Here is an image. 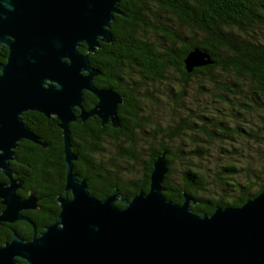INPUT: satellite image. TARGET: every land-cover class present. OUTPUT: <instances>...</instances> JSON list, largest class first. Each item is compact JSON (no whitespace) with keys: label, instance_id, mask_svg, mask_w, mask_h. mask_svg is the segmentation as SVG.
I'll use <instances>...</instances> for the list:
<instances>
[{"label":"trees","instance_id":"16d2710c","mask_svg":"<svg viewBox=\"0 0 264 264\" xmlns=\"http://www.w3.org/2000/svg\"><path fill=\"white\" fill-rule=\"evenodd\" d=\"M120 7L124 13L115 16L114 40L90 52L91 63L102 71V50L107 61L116 60L102 65L104 69L143 68L150 89L159 84L164 98H177L179 106L165 124L143 112L149 104L141 96L139 80L133 78L134 86L122 74L110 84L106 77H95L97 84L122 93L123 107L133 106L119 113V127L103 125L97 115L81 117L83 109L98 102L92 92H85V105L70 122L78 178H88L89 190L98 198L118 189L131 200L151 185L154 161L166 153L167 198L182 203L188 193L191 209L199 215H210L218 207H243L264 192V0H120ZM196 46L211 61L189 70L187 55ZM79 49L88 51L86 44ZM215 70L220 71L218 84L197 81L200 73L212 76ZM218 85L221 91L213 88ZM158 99L151 101L156 104ZM22 117L49 145L27 138L20 142L11 160L14 173L27 184L37 175L39 184L64 195L68 163L59 119L36 110ZM218 143L227 145L222 157L214 155ZM213 182L219 189L212 188ZM116 205L126 202L118 197ZM4 235L12 236L0 232V244Z\"/></svg>","mask_w":264,"mask_h":264},{"label":"water","instance_id":"95a60500","mask_svg":"<svg viewBox=\"0 0 264 264\" xmlns=\"http://www.w3.org/2000/svg\"><path fill=\"white\" fill-rule=\"evenodd\" d=\"M45 9L32 21L15 23L10 15ZM123 14L120 0H0V49L7 45L6 63L0 61V170L11 178L0 181V196L6 208L1 220L27 219L24 205L35 200L19 195L18 179L12 178L11 160L23 138L48 146L23 119L28 110L56 116L63 129L67 169L66 190L72 197H59L62 210L57 220L31 240L15 233L0 244V264H264V192L239 208L218 207L212 214L192 211L193 197L180 203L163 194L168 172L166 153L154 161L149 191L142 190L119 207L120 195L98 198L79 179L74 160L70 122L75 108H83L85 90L100 97L92 109L81 112L86 119L112 115L119 126L118 104L124 98L110 88H99L100 69L89 53L101 41L114 39L110 27L114 14ZM53 34L52 41H48ZM12 37V38H10ZM86 44L88 52L79 47ZM43 52V53H39ZM209 53L201 47L189 51V70L208 64Z\"/></svg>","mask_w":264,"mask_h":264},{"label":"flooded vegetation","instance_id":"af4514ba","mask_svg":"<svg viewBox=\"0 0 264 264\" xmlns=\"http://www.w3.org/2000/svg\"><path fill=\"white\" fill-rule=\"evenodd\" d=\"M41 13H45V9L42 8V10L38 11L36 14L33 11H19L16 13H12L10 15V18L15 23H17V25L19 26L18 22H20L22 20L32 21L33 19L38 18ZM115 16H116V14H114V19H113L112 25L110 27L111 31H112V27L115 23ZM52 36H53V34H50V36L48 37V41H52ZM10 38H12V37H10ZM109 44H110V42L101 41V47L100 48H102L104 45H109ZM3 48L6 49V52H4V55L1 54V49H3ZM1 49H0V61L2 63H6L8 60L10 50H9L7 45H3L1 47ZM39 53H43V52H39ZM112 61L115 64V62H116L115 59L107 61V58L104 56V52L102 50L99 51V63H100V68L102 69V71L97 76L100 75V77H106L107 82H109V84L112 83L119 74H122L123 76H125L126 79L130 80V84L131 85L133 84L134 86H135V81L133 80V78H136L139 81L141 80V78H146L148 81H150V77L142 70L143 68L132 69V66H129L128 69H130V71H127V72H123V71L117 69V67H111V69H104L103 68L102 65H106L108 62H110V64H112ZM112 68L116 69L115 73H113ZM1 73L2 72L0 70V74ZM95 84L99 88H109V87H106L109 84H97L96 82H95ZM86 91H88V90H85V92ZM127 92H128V90H127ZM118 94L123 96L122 93H118ZM95 96H96V99L98 101L97 103H99L100 97L97 95H95ZM123 103L124 102L119 103L118 108H117V115L119 118V123H120L119 113L124 112V111L128 112V110H131V108L133 106V103L131 102L130 106L123 107L122 106ZM84 105H85V101H84ZM75 110L78 114V111L81 110V108L76 107ZM96 117H98L99 120L103 124V121H102L103 118L100 115H97ZM51 118L57 119L56 116H52ZM113 122L114 121L112 119V115H109L108 120L104 123L105 124L108 123L109 125L112 124L113 126H115ZM105 124H103V125H105ZM119 126H115V127H119ZM24 139H26V138H23V140ZM144 139H146V137H144ZM23 140H21L20 142H23ZM20 142H19V146L17 149H20ZM1 173H3V175L0 176V181L5 182V183H10L11 178L9 176H7L2 170H0V175H1ZM12 178L19 180V182H17V183H20V186H18L16 188V192L19 195L28 199L30 197V195H29L30 193L35 194V197H36L35 200L28 201V202L24 203V205H35V206L24 207L21 210V213L24 216L29 217L32 220H34L35 226H33L27 219H17L14 221L1 220L0 221V232L7 233L9 235L12 234L11 237H7L6 235H4L5 242L7 240L11 241L16 232L19 233L20 235L23 234L21 236L25 237L28 240H31L32 237L35 235V232L39 236L47 228V226H49L55 222V220L57 219V217L59 216V214L62 210V201L59 200V197H66V196L72 197V190L67 191L66 187H65L64 195H61V194L56 195L53 193V187L52 186L45 187V186H42L41 184H39V178L37 175H35L32 178L30 184H27V182H25L22 178H19L17 176V174H15V173L13 174ZM86 180H87L88 189H89L90 188L89 179L87 178ZM66 181H67V177H66ZM66 184H67V182H66ZM150 187L151 186H149L148 189L144 190V191H149ZM119 193H120V190H119ZM119 197L125 198V197H122L121 194L119 195ZM5 208H6V205L3 204V198H1V196H0V215L4 211ZM31 232H33L32 236H31ZM20 264H28V263L26 260L23 259V261H21Z\"/></svg>","mask_w":264,"mask_h":264},{"label":"rangeland","instance_id":"374dc122","mask_svg":"<svg viewBox=\"0 0 264 264\" xmlns=\"http://www.w3.org/2000/svg\"><path fill=\"white\" fill-rule=\"evenodd\" d=\"M219 73H220L219 70H215L212 76L200 73V76L197 78V81L199 83H202V84L208 85V86H211L210 84L213 83V81H215L218 84V82L216 81V75ZM139 83L141 85V91H140L141 96L143 98H145V100L149 104V107L147 109H145L143 112L145 114H154V116L157 119L162 120L165 124H168V122H171L174 119V110L177 109L179 106L178 99L177 98H172V99L164 98L161 87L159 84H157V87L155 89H150V85H149L148 80H145V81L140 80ZM213 88L215 90L221 91V88L219 85H218V87L214 86ZM155 97L159 98L158 103H156V104H154L151 101V99H153ZM190 99H191V95L188 98H185V101H188ZM147 141L149 142V139ZM226 147H227L226 144L218 143L216 145L215 150H214V155L216 157H222L226 151ZM257 149H258V147H257ZM137 173H138V171H134V174H137ZM215 183L216 182H213L211 184V186L214 190H217V189H219V187Z\"/></svg>","mask_w":264,"mask_h":264},{"label":"clouds","instance_id":"9594fccd","mask_svg":"<svg viewBox=\"0 0 264 264\" xmlns=\"http://www.w3.org/2000/svg\"><path fill=\"white\" fill-rule=\"evenodd\" d=\"M113 36H114V35H113ZM113 40H114V39H113ZM106 42H107V41H106ZM100 47H101V46H100ZM100 47H98V48H100ZM98 48H97V49H98ZM95 52H96V51H95ZM90 60H91V59H90ZM33 221H34V220H33Z\"/></svg>","mask_w":264,"mask_h":264},{"label":"bare ground","instance_id":"6f19581e","mask_svg":"<svg viewBox=\"0 0 264 264\" xmlns=\"http://www.w3.org/2000/svg\"><path fill=\"white\" fill-rule=\"evenodd\" d=\"M168 41V39H166ZM169 42V41H168Z\"/></svg>","mask_w":264,"mask_h":264}]
</instances>
